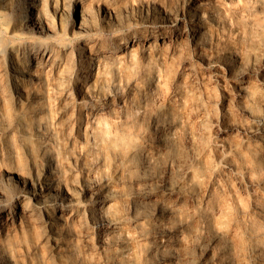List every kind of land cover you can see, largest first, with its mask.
Returning <instances> with one entry per match:
<instances>
[{
	"label": "bare ground",
	"instance_id": "obj_1",
	"mask_svg": "<svg viewBox=\"0 0 264 264\" xmlns=\"http://www.w3.org/2000/svg\"><path fill=\"white\" fill-rule=\"evenodd\" d=\"M85 2L0 0V264H81L71 263L74 238L83 255L97 256L87 264H188L192 248L200 263L219 264L210 256L221 252L218 235L204 233L197 211L205 191L193 188L190 165L178 153L194 134L166 111L116 154L117 181L94 173L119 145L117 135L103 132V116L139 107L153 85L148 75L142 84L120 86L119 64L153 53L155 41L177 31L198 45L204 26L198 7L158 12L157 33L152 25L139 30L107 6L97 18ZM44 74L53 80L47 106H60V144L39 117L35 85ZM243 77L242 71L235 77L238 85ZM261 105L247 111L245 132L264 146V97ZM85 127L86 146L75 157L71 145ZM118 183L122 215L109 209Z\"/></svg>",
	"mask_w": 264,
	"mask_h": 264
},
{
	"label": "rangeland",
	"instance_id": "obj_2",
	"mask_svg": "<svg viewBox=\"0 0 264 264\" xmlns=\"http://www.w3.org/2000/svg\"><path fill=\"white\" fill-rule=\"evenodd\" d=\"M193 3L198 7V20L204 22L198 45L177 31L165 42L155 41L153 53L137 52L119 64L115 76L120 86L142 84L148 75L153 85L139 107L125 106L118 117L103 116V132L117 135L119 145L98 161L94 173H106L118 180L122 167L116 166V154L141 139L152 116L166 111L181 130L194 134L178 153L187 158L193 188L205 191L204 200L197 205L203 216L200 223L208 236L218 235L216 245L221 249L220 253L214 249L211 259L219 264H264V146L245 132L250 123L247 111L262 109L264 97V0H86L85 7L100 18L107 6L139 30L146 32L152 27L158 33L160 27H153L160 21L158 12L190 9ZM241 71L244 77L238 85L235 77ZM51 76L44 74L35 85L42 94L37 106L40 120L60 144V106H47ZM87 129L83 128L81 138L75 137L71 145L75 157L85 149ZM116 185L118 195L109 209L122 215L120 192L124 187ZM71 244L75 249L71 263L87 264L97 258L83 255L77 238ZM189 252L188 264H199V249Z\"/></svg>",
	"mask_w": 264,
	"mask_h": 264
}]
</instances>
